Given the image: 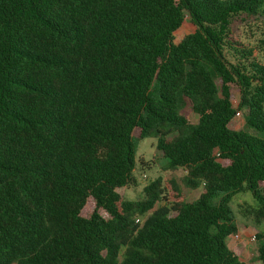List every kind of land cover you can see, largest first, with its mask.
Here are the masks:
<instances>
[{
  "label": "trees",
  "instance_id": "16d2710c",
  "mask_svg": "<svg viewBox=\"0 0 264 264\" xmlns=\"http://www.w3.org/2000/svg\"><path fill=\"white\" fill-rule=\"evenodd\" d=\"M263 9L0 0V264H248L226 240L238 194L264 222V38L233 27ZM149 138L197 199L161 179L124 198Z\"/></svg>",
  "mask_w": 264,
  "mask_h": 264
},
{
  "label": "rangeland",
  "instance_id": "374dc122",
  "mask_svg": "<svg viewBox=\"0 0 264 264\" xmlns=\"http://www.w3.org/2000/svg\"><path fill=\"white\" fill-rule=\"evenodd\" d=\"M185 27L188 31L193 30L188 14L185 17ZM234 32L244 42H250L252 45H260L256 43L257 40L264 38V9L262 13L255 19L246 22L238 21L235 23ZM254 36L252 37V33ZM260 56L264 58V51L260 48ZM190 122H196V118L191 110L186 112ZM244 126L242 115L237 114L230 124L233 130H241ZM156 139L149 138L137 142V167L135 177L137 185L122 190V194L127 200H140L144 196V188L151 182L157 179L162 181L173 182L182 191L188 201L197 199L201 193V189L189 190L183 184V177L185 172L183 170L170 171L167 169L166 161L156 151ZM230 207L233 211L237 225L239 226L240 239L235 241L232 237L226 240V245L229 248L240 245L243 247V259L248 264H261L257 258V249L259 243L257 239L252 241V237L262 232L264 233V222L257 223L254 215L251 213L252 209L256 207V202L250 193L236 195Z\"/></svg>",
  "mask_w": 264,
  "mask_h": 264
},
{
  "label": "built area",
  "instance_id": "2783aa9c",
  "mask_svg": "<svg viewBox=\"0 0 264 264\" xmlns=\"http://www.w3.org/2000/svg\"><path fill=\"white\" fill-rule=\"evenodd\" d=\"M232 238H233L235 241H238V240L240 239V234L238 233V234L234 235ZM255 239H256V237L253 236L251 240L254 241Z\"/></svg>",
  "mask_w": 264,
  "mask_h": 264
},
{
  "label": "crops",
  "instance_id": "0c3cea01",
  "mask_svg": "<svg viewBox=\"0 0 264 264\" xmlns=\"http://www.w3.org/2000/svg\"><path fill=\"white\" fill-rule=\"evenodd\" d=\"M238 246H240V245H238ZM235 247H237V246H235ZM234 248V247H233ZM244 249V248H243Z\"/></svg>",
  "mask_w": 264,
  "mask_h": 264
}]
</instances>
